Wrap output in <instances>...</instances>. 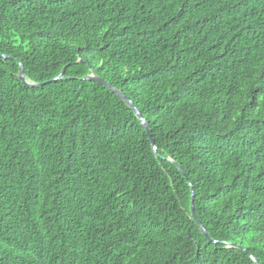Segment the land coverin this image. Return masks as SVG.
I'll return each instance as SVG.
<instances>
[{"label": "trees", "instance_id": "obj_1", "mask_svg": "<svg viewBox=\"0 0 264 264\" xmlns=\"http://www.w3.org/2000/svg\"><path fill=\"white\" fill-rule=\"evenodd\" d=\"M0 55V264H264V0H0Z\"/></svg>", "mask_w": 264, "mask_h": 264}, {"label": "water", "instance_id": "obj_2", "mask_svg": "<svg viewBox=\"0 0 264 264\" xmlns=\"http://www.w3.org/2000/svg\"><path fill=\"white\" fill-rule=\"evenodd\" d=\"M0 58H5L4 56H1L0 55ZM19 80L23 83V84H25V85H27V86H29V87H39V86H41V85H38V84H36V85H29V84H27V82L25 81V77H24V70H23V68L22 67H20V75H19ZM88 81H92V82H95V83H98V84H100V85H102V86H105L106 88H108L110 91H112L115 95H117L134 113H135V115L137 116V118H138V120L140 121V123H141V125H142V127L145 129V131H146V134H147V136H148V138H149V140H150V142H151V144H152V146L154 147V143H153V140H152V136H151V133H150V131H149V129H148V127H147V124H146V122L143 120V118H142V116H141V114L139 113V111L136 109V107L121 93V92H119V91H117L115 88H113V87H111L110 85H108L104 80H102L101 78H99V77H95V76H93V77H90V78H88L87 79ZM154 151L156 152V149H155V147H154ZM192 194H193V192H192ZM191 215H192V218H193V220H194V222L196 223V225L197 226H199V228H200V230H201V232H202V234L206 237V238H208V236H207V233H206V231L202 228V226L199 224V222L197 221V219H196V217H195V215H194V207H193V195H192V199H191ZM253 261L255 262V260L253 259ZM256 263V262H255Z\"/></svg>", "mask_w": 264, "mask_h": 264}]
</instances>
